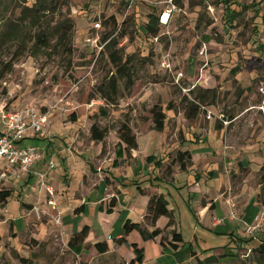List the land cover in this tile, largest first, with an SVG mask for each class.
<instances>
[{
	"label": "rangeland",
	"instance_id": "1",
	"mask_svg": "<svg viewBox=\"0 0 264 264\" xmlns=\"http://www.w3.org/2000/svg\"><path fill=\"white\" fill-rule=\"evenodd\" d=\"M42 1L45 11L36 8ZM49 1L0 0V133L8 115L33 108L48 113L49 120L55 114L70 118L84 108L101 129L119 131L126 121L132 130L148 119L155 127L151 111L159 105L167 115V149L182 140L187 143L193 134L208 147L209 133L222 125L211 157L221 164L223 182L231 186L225 195L229 218L239 221L253 195L263 212L256 224L236 234L244 242L212 230L207 232V247L199 245L197 255L205 260L231 250L233 258L212 264H264V256L256 252L264 231V161L252 168L235 160L225 163L230 156L253 159L264 148V0H233L230 9L220 0H138L133 5L131 0ZM164 14L169 15L167 24L161 20ZM151 15L159 20L156 33L146 30ZM96 23L101 24L98 30ZM110 33L107 44L118 39L116 50L124 64L131 60L125 67L136 79L130 91L120 82L116 104H108L95 91L116 76L110 51L106 47L95 61L97 54L87 45L89 38L102 40ZM41 35L48 36V46H40ZM192 105L201 113L190 121L186 114ZM259 138V149L240 152ZM178 153L170 152V159L178 160ZM37 178L36 187L45 197L40 195L43 202L32 206L29 226L20 231L12 222L0 224V264H125L116 254L95 258L89 253L87 263L74 254L72 237L62 228L56 191H47L51 185L44 175ZM49 199L56 203L50 211L42 204ZM10 203L8 212L17 216L16 198Z\"/></svg>",
	"mask_w": 264,
	"mask_h": 264
},
{
	"label": "crops",
	"instance_id": "2",
	"mask_svg": "<svg viewBox=\"0 0 264 264\" xmlns=\"http://www.w3.org/2000/svg\"><path fill=\"white\" fill-rule=\"evenodd\" d=\"M74 114L70 118L58 114L51 116L46 138L30 136L22 143V146L37 147L42 159L25 179L10 185L11 197L0 206L1 226L12 222L20 231L29 226L32 206L45 197L44 192L40 196L42 194L36 187L40 181L38 175H44L47 185L56 191L63 218L62 228L67 238L72 237L69 244L76 234L88 229L85 240L71 247L74 254L86 263L91 253L95 258L116 254L125 264H130L136 257L130 246L137 245L144 251L143 264H195L197 259L193 253L197 254L199 245L207 247V232L210 234L215 230L220 233L218 236L229 239L232 233L237 234L260 219L263 210L254 195L243 205L239 221L229 218L230 207L225 195L231 186L227 181L223 182L225 175L219 172L221 164L211 157L219 136L216 132L222 130V125L209 133L208 147L201 145L205 139L193 134L191 139H187L191 144L182 140L177 147L173 145L174 149H167L165 129L156 130L148 119L138 129H133L138 149L128 153L119 138L118 129H108L102 141L94 140L91 133L96 124L95 118L91 117L94 115L84 108L81 113ZM81 116H87L84 126L81 125ZM260 145H263L261 138L249 147L243 145L244 151L241 147L240 152L247 148L257 150ZM174 150L190 152L191 159L182 161L184 168L179 159H170L169 154ZM263 151L253 159L245 156L237 161L230 156L225 163L230 165L235 160L244 168L251 163L249 166L252 168L264 161ZM51 161L55 163L54 170L49 169ZM253 161L257 163L253 164ZM32 191L37 195L28 194ZM155 196L165 197L173 219L162 216L153 226L146 217L150 200ZM12 198H16L17 216L8 212ZM50 201L52 199L42 203L49 211ZM128 221L140 224L151 233L158 229L163 233L151 241H145L137 230L125 236L124 227ZM175 233L182 234L184 239L177 250L173 241ZM260 235L264 240V231ZM100 242L107 243V253L96 251L95 245Z\"/></svg>",
	"mask_w": 264,
	"mask_h": 264
},
{
	"label": "trees",
	"instance_id": "3",
	"mask_svg": "<svg viewBox=\"0 0 264 264\" xmlns=\"http://www.w3.org/2000/svg\"><path fill=\"white\" fill-rule=\"evenodd\" d=\"M54 0H50L49 2H53ZM221 3H224L228 9H230L231 4L233 3V0H220ZM45 1L39 2L36 8L40 9L41 11H45L44 5ZM234 12V11H233ZM233 12L231 13L233 16H236V14ZM150 22L147 25V31L156 33L158 31V25H159V20L158 18L154 17L151 15L150 17ZM114 20V19H113ZM116 30V29H115ZM114 34V33H113ZM112 34H107L104 35L102 38L103 42H107ZM124 36V35H122ZM39 43L40 46H48V36L47 35H41L39 38ZM118 45V39H112L108 44H107V50L110 51L109 53V58L110 61L113 65H115V68L117 69L116 76L113 78H110L108 82L104 81L101 85L97 86L95 91L96 94L99 95L102 99L106 100V102L109 104H116L115 96L119 95L120 93V82L124 80L125 85L124 88L126 91H130L136 82V79H134V75L132 70L127 67L130 61L128 63L124 64L123 59L121 56H119V51L116 50ZM131 58V57H130ZM18 57L13 59L11 63H9L8 67L9 69L6 70V72H10L14 66V64L17 62ZM194 109L186 114V118L190 121L195 120L199 115H200V108L198 106L192 105ZM173 108L171 105L168 106V110H172ZM152 114V120L155 124V129L158 131H164L165 129V122L167 119L166 113L163 111L162 107L159 105H155L151 111ZM92 138L97 141H102L108 134V129H101L97 124H95L92 129ZM119 138L121 141L126 145V151L130 153L132 150H137L138 149V143H137V137L134 135L132 128L130 127L129 123L126 121V123H123L118 131ZM179 161L182 163V168L185 167V164L182 162L183 160H189L191 159L190 152H181L178 156ZM154 160L155 158H149V160ZM11 197V191L10 190H2L0 191V206L3 205L4 203H7L9 198ZM148 216L146 217L147 221L151 223V225L155 226L157 220L162 217V216H168L171 219H173L172 213L169 210V203L165 199L164 196H155L152 197L149 203L148 207ZM173 220H171V225H172ZM139 231L140 234L142 235L143 239L145 241H151L159 237L163 231L161 230H156L154 232H149L147 229H144L141 227L140 224L137 223H132L128 221L125 224L124 227V235L128 236L131 234L133 231ZM88 234V229L83 230L80 234H76L73 239L70 242L71 247H76L78 244H81L85 238L87 237ZM220 234H217V236ZM236 234L232 233L230 237H234L235 241H241L239 237ZM173 241L175 242L174 247L177 250L178 244L183 243V235L175 233L173 235ZM248 242V241H246ZM177 244V245H176ZM136 255L135 259L131 261L130 264H143L145 256H144V251L139 249L137 245H131L130 246ZM228 248V247H227ZM95 249L99 254H105L109 251V247L106 242H100L95 245ZM192 250V248H191ZM255 250V249H254ZM257 253H260L262 256H264V240L260 244V246L256 249ZM193 256L198 260L197 264H212L216 261H220L221 258H228L231 257L233 258L235 254L231 250L225 251V253L221 257H216V256H211L208 259L201 260L199 259L198 255L196 253H193Z\"/></svg>",
	"mask_w": 264,
	"mask_h": 264
},
{
	"label": "built area",
	"instance_id": "4",
	"mask_svg": "<svg viewBox=\"0 0 264 264\" xmlns=\"http://www.w3.org/2000/svg\"><path fill=\"white\" fill-rule=\"evenodd\" d=\"M138 0H131L133 5ZM165 16V17H164ZM163 24L169 21V15L161 18ZM95 30L101 28L100 23L94 25ZM87 45L95 52L97 61L107 47V42L101 38L87 40ZM66 111V110H65ZM49 114L41 113L36 108L28 109L25 113L8 115L5 121V130L0 133V191L10 190L12 183L25 179L33 172L42 155L35 146H22L28 137L44 139L48 136ZM55 163H49V169H54ZM47 191L54 195L52 187L46 186ZM50 204L56 208L52 200Z\"/></svg>",
	"mask_w": 264,
	"mask_h": 264
}]
</instances>
